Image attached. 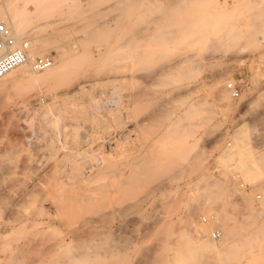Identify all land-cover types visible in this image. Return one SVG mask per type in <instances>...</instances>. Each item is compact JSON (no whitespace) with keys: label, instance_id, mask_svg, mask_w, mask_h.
I'll return each instance as SVG.
<instances>
[{"label":"rangeland","instance_id":"obj_1","mask_svg":"<svg viewBox=\"0 0 264 264\" xmlns=\"http://www.w3.org/2000/svg\"><path fill=\"white\" fill-rule=\"evenodd\" d=\"M262 6L0 0L62 64L0 81V264H264Z\"/></svg>","mask_w":264,"mask_h":264},{"label":"built area","instance_id":"obj_2","mask_svg":"<svg viewBox=\"0 0 264 264\" xmlns=\"http://www.w3.org/2000/svg\"><path fill=\"white\" fill-rule=\"evenodd\" d=\"M26 63L39 72L51 67L53 58L51 55L30 58V43L26 39H17L12 29L0 22V79ZM227 90L232 98L239 96L235 84H228ZM257 199L260 197L257 196ZM221 236L220 232L212 234L214 240H220Z\"/></svg>","mask_w":264,"mask_h":264},{"label":"bare ground","instance_id":"obj_3","mask_svg":"<svg viewBox=\"0 0 264 264\" xmlns=\"http://www.w3.org/2000/svg\"><path fill=\"white\" fill-rule=\"evenodd\" d=\"M257 17H258V21L253 25L252 29H251V32H250V36H251V39L252 41L255 43V44H260L262 42H264V22H263V17H264V6L260 7L259 9V12L257 13ZM1 23H4L6 26H8L9 28L12 29V31L14 32L13 28L11 26H9L6 22L4 21H0ZM15 36L17 39H26V38H21V37H18L16 35V32H14ZM29 43L30 41L28 39H26ZM45 56V55H44ZM42 57V56H41ZM30 58H34V56H32V52H31V45H30ZM30 63H26L22 66H20L19 68L9 72L8 74H6L4 77H2L0 79L1 80H7L9 78H13L14 81H27V82H31V81H34V82H38V83H43V82H46L48 80H51L52 78H54L62 69V64L61 63H56V64H52L51 67H49L48 69H45L43 71H39V73H35L34 71H32L31 69H29L27 66L29 65ZM170 67V66H169ZM168 67V68H169ZM166 70V69H165ZM174 70V69H173ZM176 70V69H175ZM171 71V70H170ZM165 73V72H164ZM169 73V72H167ZM172 73V72H171ZM10 81V80H9ZM11 81H13L11 79ZM89 88V87H88ZM85 89V88H84ZM83 89V90H84ZM112 89V88H111ZM82 91V90H81ZM93 96V95H92ZM112 98L111 99H107L108 102L106 103L105 101H101L102 102H105V104H107L108 107H110L111 109L117 107L120 105V101L119 100V96L116 94V92L111 95ZM97 97V96H96ZM95 99V97L93 98ZM121 99V98H120ZM91 102V101H89ZM126 102V101H125ZM109 103V105H108ZM95 104H96V101H95ZM104 104V105H105ZM97 105H94L93 104V107ZM99 106H100V102H99ZM103 106V104H102ZM98 107L99 109H101V107ZM106 106V105H105ZM106 106V107H107ZM110 108H108V110H110ZM107 109V108H106ZM250 161H248L249 163ZM252 163V162H251ZM255 163V162H254ZM247 164V162H246ZM250 164V163H249ZM253 164V163H252ZM257 166V165H256ZM245 167V166H244ZM255 166L253 165H246V168H245V171L250 173L253 169H254ZM244 169H243V172L245 173ZM242 172V171H241ZM242 172V173H243ZM244 174H242L241 176L244 178L243 176ZM248 176V175H247ZM247 178V177H246ZM249 178V176H248ZM247 178V179H248ZM240 181V180H239ZM251 182V180H250ZM218 183V182H217ZM219 184V183H218ZM233 184V183H232ZM241 184V183H239ZM217 185V184H216ZM235 185V184H234ZM240 186V185H239ZM242 189V188H241ZM238 191V190H237ZM263 201V200H262ZM261 201V203H262ZM264 203V201H263ZM264 205V204H263ZM185 261V260H184ZM184 264V263H183ZM185 264H186V261H185Z\"/></svg>","mask_w":264,"mask_h":264},{"label":"crops","instance_id":"obj_4","mask_svg":"<svg viewBox=\"0 0 264 264\" xmlns=\"http://www.w3.org/2000/svg\"><path fill=\"white\" fill-rule=\"evenodd\" d=\"M82 2L83 0H77V2ZM64 13L67 17H81V14L83 13L82 10H68L66 7L63 9Z\"/></svg>","mask_w":264,"mask_h":264}]
</instances>
